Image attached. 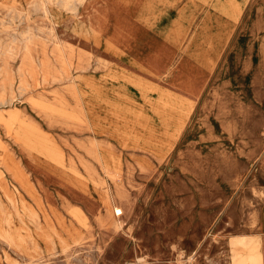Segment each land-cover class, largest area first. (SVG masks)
Wrapping results in <instances>:
<instances>
[{"label":"rangeland","instance_id":"374dc122","mask_svg":"<svg viewBox=\"0 0 264 264\" xmlns=\"http://www.w3.org/2000/svg\"><path fill=\"white\" fill-rule=\"evenodd\" d=\"M102 1L96 19L83 16L75 0H0V264H260L254 233L264 206V0H234L242 8L221 103L180 93L184 84L196 92L206 73L196 55L198 70L184 65L189 78L176 87L172 70L159 69L166 59L156 55L150 28L171 9L165 2L140 0L138 17H127L136 0ZM214 2H200L202 13ZM122 16L145 30L137 49L158 73L151 79L177 91L186 111L179 131L168 129L153 154L93 131L83 109V92L105 83L111 68L102 61L111 56L106 37L91 23L108 21L112 31ZM197 23L176 24L165 49L184 51ZM145 86L128 92L153 103L150 78ZM108 143L120 155L117 170L94 153ZM55 166L88 188L55 177ZM245 233L250 245L231 242Z\"/></svg>","mask_w":264,"mask_h":264},{"label":"bare ground","instance_id":"6f19581e","mask_svg":"<svg viewBox=\"0 0 264 264\" xmlns=\"http://www.w3.org/2000/svg\"><path fill=\"white\" fill-rule=\"evenodd\" d=\"M75 1L82 4L83 16H95L96 19H99L97 4L100 1L103 3L102 0ZM158 1H163L166 7L172 8L178 0ZM202 1L189 0L191 2V5H189L190 13H195ZM140 2V0H136L135 9L130 10L127 17H138L136 10L140 9L141 5L138 4ZM143 8L142 6L141 9ZM241 8L242 6L234 0H215L213 9L206 11L205 19H211V23L208 26L206 23L202 24L201 27L203 29L195 35V38L197 37L200 40L194 46L200 69L202 67L206 69L212 65L224 41L229 37L230 28L236 23ZM45 10L53 15L51 8H46ZM101 12H103V18L109 19L106 14L107 9ZM127 17L124 18L122 16L118 26L113 28L112 31H110L108 21L106 24L103 21L101 23L96 21V25L91 23L90 29L93 33L96 34L100 31L106 37V49L111 53V56L108 55L102 61L104 64L109 63L108 65L111 68L107 73L105 83L93 85L83 92V109L93 131L108 133L109 137H113L123 145L131 148L145 149L151 151L153 154L154 152L157 153L158 147H160L161 141L168 129L172 128L176 133L179 131L184 123V113L186 111L183 106V108L178 106L179 100L176 99L177 91L168 85H163L151 79V77H157L158 73L151 70V66L146 63V60L142 58L137 49L138 41L139 39H143L142 36L145 35V30L140 31L137 27H130ZM153 25L151 24V26ZM181 33V30H177V37H180L179 34ZM116 42L122 43L125 49H120L116 46ZM155 48L157 50L156 46ZM211 49L214 50L213 57H210L208 53ZM149 78L151 86L148 88L157 91L158 99L153 103L146 99V97L142 101H139V99L136 101L132 94L128 92L129 86L132 85L140 91L142 86L146 87L145 81ZM91 83H88V87ZM172 84L176 87L175 83ZM183 89L186 90L185 84L183 85ZM180 96L182 97V95ZM118 145L120 144L118 143ZM113 146L114 144L112 143H108L106 146H96L94 147V153L102 164L117 170L120 168L121 159L120 155L116 154L114 148H112ZM138 162L141 166H146L145 159L141 158ZM88 172L91 181L94 182V172L91 169H88ZM54 176L64 180V182L76 185L77 189L81 191H85L89 185L88 181L84 182L78 178H73L74 180L70 177L67 178L57 166L54 167ZM58 238L62 239L60 236ZM250 239L251 237L238 235L233 237L231 242L248 245Z\"/></svg>","mask_w":264,"mask_h":264},{"label":"crops","instance_id":"0c3cea01","mask_svg":"<svg viewBox=\"0 0 264 264\" xmlns=\"http://www.w3.org/2000/svg\"><path fill=\"white\" fill-rule=\"evenodd\" d=\"M189 0L183 2V0H178L169 11L163 12L157 18V24L154 23L153 27L150 28V34L153 36L151 37L156 44L160 47L157 50L156 55L166 59V64L163 67H159L161 70H169L171 69L172 72L170 73L169 79L170 83H178L184 80H188L189 76L186 75L184 77V65L188 67V70L197 71L198 66L195 62V55L196 51L194 50V46L199 43V39L195 35L203 29L201 26L202 24L211 23V19H205V14L203 12V8L197 9L195 13H190L189 5H191ZM174 11L173 15L171 12ZM169 16V17H168ZM156 20V19H155ZM156 20V21H157ZM213 20V19H212ZM189 21H192L191 24H188ZM197 23L196 28L191 37L187 42L186 51H173L170 53L171 49L166 50L167 44L169 43L171 36L170 31L175 29L176 24L183 23L185 28H192V23ZM234 25L230 28L229 37L224 41L221 49L218 51L216 58L214 59L212 65L207 68L205 75L203 76L197 91L190 92L185 89H178L181 94L186 95L190 99H197L200 96H204L202 102H210V101H218V102H225L222 99L228 95L227 85L229 81L225 78L224 70L229 64L227 62V55L229 52V41L232 35ZM188 38V37H187ZM161 44L163 45L161 47ZM248 57L240 58L239 66L242 69L248 68ZM217 71V75L213 77L212 73ZM188 73V72H187ZM190 74V72L188 73ZM223 75V77H221ZM213 77V78H212ZM195 75L190 76V79H195ZM183 92V93H182ZM209 95V96H208ZM255 228L257 232L254 233L260 240V264H264V206H262L256 216V225ZM247 237H252L251 234L245 233L242 234ZM230 244V243H229ZM250 245V244H248ZM225 262V261H224ZM232 259L227 258L226 263L231 264Z\"/></svg>","mask_w":264,"mask_h":264}]
</instances>
